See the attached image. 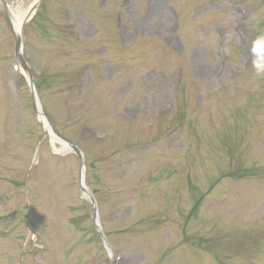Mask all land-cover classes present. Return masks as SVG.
<instances>
[{"label":"rangeland","instance_id":"374dc122","mask_svg":"<svg viewBox=\"0 0 264 264\" xmlns=\"http://www.w3.org/2000/svg\"><path fill=\"white\" fill-rule=\"evenodd\" d=\"M44 2V16L24 23V58L49 123L85 155L100 225L124 256L115 264H264V178L224 179L204 194L221 173L264 171V40L253 52L249 39L264 35V0ZM12 49L0 17V264L17 261L32 222L24 264H93L106 252L89 237L78 160L50 155ZM162 131L147 155L124 149ZM38 145L41 162L26 172Z\"/></svg>","mask_w":264,"mask_h":264},{"label":"water","instance_id":"95a60500","mask_svg":"<svg viewBox=\"0 0 264 264\" xmlns=\"http://www.w3.org/2000/svg\"><path fill=\"white\" fill-rule=\"evenodd\" d=\"M33 1L35 2L36 0H9L8 1L9 5L7 7H8V10L11 11V14H12L11 17L13 18L12 21H13L14 30L16 33L19 32V26L24 18V14L27 11V9L30 8V5L32 4ZM29 12L31 13V11H27L26 15H28Z\"/></svg>","mask_w":264,"mask_h":264},{"label":"bare ground","instance_id":"6f19581e","mask_svg":"<svg viewBox=\"0 0 264 264\" xmlns=\"http://www.w3.org/2000/svg\"><path fill=\"white\" fill-rule=\"evenodd\" d=\"M19 33V32H18ZM17 33V34H18ZM38 108V107H37ZM42 123H43V125H44V128L46 129V131L48 130V128H47V124H46V122H44V119L42 118ZM63 148H67V147H65V145H63Z\"/></svg>","mask_w":264,"mask_h":264},{"label":"clouds","instance_id":"9594fccd","mask_svg":"<svg viewBox=\"0 0 264 264\" xmlns=\"http://www.w3.org/2000/svg\"><path fill=\"white\" fill-rule=\"evenodd\" d=\"M261 40H264V37H258L257 38V41H254V46H255V43L258 42V41H261ZM253 50H255V48L253 47ZM259 70V69H258Z\"/></svg>","mask_w":264,"mask_h":264}]
</instances>
